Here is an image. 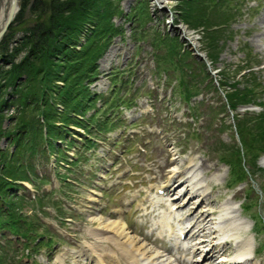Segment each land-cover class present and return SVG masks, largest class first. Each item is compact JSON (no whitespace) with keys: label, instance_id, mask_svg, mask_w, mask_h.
I'll return each mask as SVG.
<instances>
[{"label":"rangeland","instance_id":"obj_1","mask_svg":"<svg viewBox=\"0 0 264 264\" xmlns=\"http://www.w3.org/2000/svg\"><path fill=\"white\" fill-rule=\"evenodd\" d=\"M3 1L0 0V3ZM163 1H165L163 8L167 9L164 14H171L173 19H177L176 23L180 28L192 30L190 32L196 36L197 49L200 50L205 62L195 60L193 66L188 65L190 59L171 57L167 51L171 49L169 43H165L162 36H159L160 30L153 28L149 23V18L154 17L152 0H114L120 10L130 15L129 18L124 19L122 13L111 19L115 26H121L124 34L121 38L114 37L112 44L108 45L102 54L101 60L96 62L97 69L89 86L93 90L95 101L92 109H89L84 117L88 118L97 112L96 122L104 121V114L99 113L104 100H108L106 106L110 101L112 103L114 101V97H110L113 84L119 86L118 97L134 100L136 108L125 111L124 108L114 110L112 120L117 122L115 128L118 130L95 136L96 145L90 150H85L79 143L84 130L82 133L81 129L74 130L75 133L71 131L75 137L70 135L71 137L68 138L74 139L78 145L77 147L69 145L72 149H66V144L62 143L64 146L57 156L56 168L52 158L54 155L49 160L40 155L36 159L37 173L45 174V177L50 178V182L39 183L38 192L32 185L28 186V191L21 192L26 198H32L30 194H50L52 200L46 201L48 205L43 207L45 212L38 213L37 216L44 222L45 228L52 234L54 240L61 242L55 244L52 250L43 246V250L37 254L38 256L36 255L37 264H57L54 259L58 256L65 257L67 264H85L86 257L78 256V252L83 250V244L89 240L86 229L99 222L106 224L108 220L116 218L124 220L127 228L135 235L151 242L147 231L151 229V222L157 219V216L146 217L143 214L144 207L149 204L145 199L146 194H150L151 188L154 191L155 187L169 181L167 171L170 169V159L173 156L177 159L194 158L196 161L204 162L209 166L207 177L211 172L216 173V167H220L223 177L217 180L216 185L211 183L212 186H216L213 195L218 202L234 196L233 201L241 205V213L252 226L250 232L254 236L253 245L256 251L253 261L264 264V166L262 165L264 139L262 140L259 132L257 133L259 125L250 120L251 116L246 117L249 120L246 121L243 129L240 125L235 126L239 121L237 118L232 121L228 105L219 104L223 101L224 95L220 91H215L213 86L212 88L207 86L209 81L214 84L213 75L204 77L210 71H218L217 79L222 84L225 82L223 88L226 89L230 86L228 82H233L235 77L237 83L235 82L232 89L238 88L242 96L247 93L251 97L248 99L264 103V54L257 47L259 44L264 46V38L256 36L261 31L257 19L263 10L264 0H221L219 4L222 1L223 3L218 4L219 6L209 5L206 11L207 18H210L208 22L212 24L214 21V24H218L215 21L219 19L222 21L220 25H211L209 28L203 26L207 21L201 23L203 25H200L199 21L198 25H191L185 20L187 15H184V10L187 9L183 10L181 6V2L185 0ZM8 2L10 3V0ZM22 2L23 0H17L19 10ZM143 2L147 6L144 8L147 15L144 18L145 22L139 23L137 9ZM213 8H216L215 12L211 11ZM197 10V8L193 9V11ZM23 14L27 25H31L33 18L28 13V7ZM218 16L219 19L216 18ZM188 18L193 21L190 16ZM4 22L5 19L0 25V30ZM23 25L26 26L25 23ZM21 28L19 27L16 32L11 48L22 40L24 31ZM210 33L215 34L210 35ZM254 38L258 40L254 41ZM166 39L170 40L176 49L179 48L178 40L168 36ZM146 44L151 45L154 52H157V63L168 70L165 75L155 74V59L149 56V47H144ZM112 47L119 51L110 54ZM136 51L139 52L134 53ZM20 55H23V52ZM140 55L141 62L134 64L130 62ZM179 67H182V70ZM110 71L112 72L108 74ZM189 73L206 79L203 83H196V78L187 79L188 86L197 84V87H200V94L203 95L201 99L205 100L196 105V111L202 114L200 115L202 117L192 121L190 125L187 123L191 119L186 105L182 101L179 102V99L173 95V90L169 92L170 86L173 84L178 86L179 79L182 76L185 78ZM97 78L100 81L107 78L106 81L111 80L112 84L110 85V82L100 84L99 80L96 82ZM128 78L131 82L127 80ZM175 79H177L176 84ZM242 84L247 86L253 84L250 86L252 91L244 90L246 85L243 88ZM124 91L129 96L136 94L127 98L122 94ZM217 102L218 104H215ZM246 107L255 112L261 109L257 106ZM219 109L226 111L218 115ZM238 109L245 110L244 107ZM14 111L13 107L4 108L3 113L6 115L4 127L8 125V118L14 114ZM106 114L110 117L112 111L107 110ZM159 129L162 131L158 134L156 132ZM247 132L250 133L251 140L244 142L241 134L244 136ZM173 144H176L180 153ZM0 146L6 147L5 139L0 141ZM62 154L66 155L67 159L73 156L71 160H78L77 164H68L61 157ZM226 161L231 164L225 163ZM54 172L68 179L66 181L69 184L66 186L68 188L61 189L60 184L63 180L54 177ZM228 177L233 181L232 185L229 184ZM52 201L60 205V211L55 210L51 205ZM36 210L37 208L31 205L28 208L29 214L36 215ZM168 210L169 207L166 208L167 212ZM58 215H62V219ZM251 217L255 219L257 230L253 227ZM159 243L161 240L153 241L151 245L160 248ZM167 244L164 241L162 249L168 248ZM17 248L20 250L17 251ZM22 249L11 241L9 248L3 250V256L6 261L11 262L14 256H20L17 253H21ZM48 256L51 257L50 260ZM171 256L173 259L174 253Z\"/></svg>","mask_w":264,"mask_h":264},{"label":"trees","instance_id":"obj_2","mask_svg":"<svg viewBox=\"0 0 264 264\" xmlns=\"http://www.w3.org/2000/svg\"><path fill=\"white\" fill-rule=\"evenodd\" d=\"M220 1L181 2L183 10L187 9L184 10V15H187L185 20L191 25H198V21L203 25L201 23L207 21L203 25L204 28L220 25L219 16L216 17L219 21H215L218 24H214V21L211 24L208 22L210 18L206 16L209 5L219 6L223 3L222 1L219 4ZM27 7L33 18L31 25H27L23 14ZM144 8L145 2L137 9L139 23L145 22L147 13ZM194 8L198 10L193 11ZM211 11L215 12L216 8ZM121 13L114 0H23L18 15L1 36L0 141L5 139L6 147L0 146V264H24L20 261L23 253H17L20 256H14L11 262L6 261L3 256V250L8 249L12 241L11 238L8 239L10 235L24 238L22 244L31 246V250L49 242L45 240L49 232L37 214L45 212L43 207L48 205L46 201L52 200L50 194H35L33 198H26L22 192L18 194L19 189L25 190L21 181L31 184L36 192L39 191V183L49 182L48 177L39 176L37 173L35 161L39 155L48 159L50 153L60 154L61 143L70 148L69 145L74 144L67 137L71 125L83 127L86 132L92 134L95 127L102 131L109 127L108 122H96L97 120L93 119L95 114L82 121L75 115L84 116L93 107L95 98L88 84L95 75L96 61L110 44L111 38L123 33L122 28L115 26L111 21L113 16H119ZM129 15L127 14L126 18H129ZM189 16L193 21H190ZM88 25L92 26L90 34L85 43L76 50L74 47L78 45L80 32ZM19 27L24 31L22 40L11 48ZM166 42L171 48L167 51L175 56L176 48L169 40ZM21 52L23 55H20ZM181 84L182 93L188 99L195 89L189 88L185 80H181ZM245 85L242 84L243 88ZM252 85H246L244 90L251 92ZM241 93L235 88L234 92L228 95L232 108H235L237 102L245 104L252 101L248 99L251 97L247 93L243 96ZM59 104L63 106V110L58 112L56 106ZM11 107L15 110L14 114L8 118V125L4 127V108ZM244 119L238 123L242 129L249 120ZM250 120L259 125L257 133L259 132L263 140L264 112L251 116ZM249 135L248 132L244 133V136L241 134L242 141L251 140ZM88 140L84 138L81 146L92 147L94 143ZM236 154L238 157V152ZM61 157L68 161L66 155L62 154ZM75 162L72 161L71 164ZM60 185L63 189L68 188L66 186L69 184L64 179ZM30 205L37 208L36 215L29 214ZM51 205L60 211L61 207L55 201H52ZM17 242H20L19 239ZM19 250L17 248V251Z\"/></svg>","mask_w":264,"mask_h":264},{"label":"bare ground","instance_id":"obj_3","mask_svg":"<svg viewBox=\"0 0 264 264\" xmlns=\"http://www.w3.org/2000/svg\"><path fill=\"white\" fill-rule=\"evenodd\" d=\"M8 1L0 3V25L8 16ZM153 1L159 7L165 3L163 0ZM260 14L257 24L261 31L256 36L264 38V6ZM179 31L190 40L192 47H197V39L192 32L182 28ZM255 40L258 38H254ZM257 47L264 54V46L259 44ZM112 53L113 50L110 54ZM104 83H107L106 79L100 81V84ZM262 165L264 166V156ZM208 168L204 162L194 158L177 159L173 156L171 159V169L167 171L171 184L163 187L168 193H172L170 197L175 196L176 201L171 204V209L173 206L177 208L167 213L162 210L163 217L159 222L162 230H156L157 233L152 231V235L150 234L156 241L157 238L162 239L163 230L166 229L169 238L176 237L177 241L174 246L169 247V252L162 251L153 244L152 246L154 239L147 242L144 237L129 230L124 220L116 218L108 220L106 224L99 222L87 228L89 240L83 244L84 248L78 252V256L86 257L90 264H185L183 258L186 255L188 264H257L250 256L254 239L250 232V221L241 213V205L233 201L234 196L217 201L213 195L215 188L209 186L211 183H218L217 180L223 177V173L219 170L220 167H216V173L211 172L207 177ZM152 198L156 200L155 195ZM153 212L155 211L152 209L145 214ZM155 225L153 223L154 229ZM187 227L190 229L187 230ZM185 231V240L182 242L179 233ZM175 250L180 255L172 259L169 253ZM220 252H229V258H220L217 262L216 256ZM190 254L194 260L189 261ZM63 258L57 257L55 261L62 263Z\"/></svg>","mask_w":264,"mask_h":264},{"label":"water","instance_id":"obj_4","mask_svg":"<svg viewBox=\"0 0 264 264\" xmlns=\"http://www.w3.org/2000/svg\"><path fill=\"white\" fill-rule=\"evenodd\" d=\"M10 7L8 9V16L5 20V22L2 25V28L0 30V39L1 36L5 33V31L8 29V27L11 24V21L13 20V18L15 17V13L19 10V4L17 3V0H10Z\"/></svg>","mask_w":264,"mask_h":264},{"label":"built area","instance_id":"obj_5","mask_svg":"<svg viewBox=\"0 0 264 264\" xmlns=\"http://www.w3.org/2000/svg\"><path fill=\"white\" fill-rule=\"evenodd\" d=\"M176 26L178 27V29L180 28V26H178V24H177ZM185 29H186V28H185ZM185 29H184V30H185ZM185 31H192V30L187 28ZM180 33H181V32H180ZM193 34H194V33H193ZM181 35L187 40V38L183 35V33H181ZM187 41L190 42V40H187ZM190 44H191V43H190ZM197 44H198V40H197ZM197 47H198V46H197ZM197 47H196V48L194 47V49H195V50H198Z\"/></svg>","mask_w":264,"mask_h":264}]
</instances>
